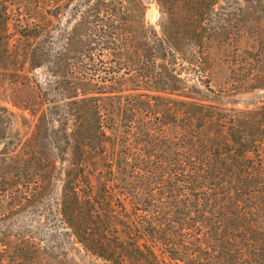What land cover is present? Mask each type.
Instances as JSON below:
<instances>
[{"label": "trees", "instance_id": "1", "mask_svg": "<svg viewBox=\"0 0 264 264\" xmlns=\"http://www.w3.org/2000/svg\"><path fill=\"white\" fill-rule=\"evenodd\" d=\"M11 1L0 0V72L16 75L22 51L30 69L60 79L61 162L71 147L60 193L65 233L104 264H264V104L231 112L213 91L185 95L170 66L187 48L208 64L211 32L201 19L211 1L156 0L167 15L158 37L135 18L140 0L120 12L113 0H81L93 3V17L77 11L84 19L59 29L55 54L49 35L24 47L39 33L23 29L10 49ZM110 39L134 66L127 93L114 78L121 68L102 64ZM47 106L48 122L55 109Z\"/></svg>", "mask_w": 264, "mask_h": 264}, {"label": "rangeland", "instance_id": "2", "mask_svg": "<svg viewBox=\"0 0 264 264\" xmlns=\"http://www.w3.org/2000/svg\"><path fill=\"white\" fill-rule=\"evenodd\" d=\"M113 1L119 12L124 10L125 0ZM140 1L143 11L131 6L139 11L135 18L140 19L146 33L152 27L158 37H164L161 23H167V15L162 7L156 0ZM208 1L212 8L201 19L211 32L204 50L206 67L199 65L189 48L170 57L184 94L192 87L213 91L218 95L215 102L231 112L264 104V0ZM81 4V0H12L9 31L15 35L10 49L17 44L16 31L22 33L23 29L39 33L30 41L22 40L24 47L49 35L57 53L62 44L59 29H72L84 18L93 17V3ZM77 11L85 17L78 18ZM175 37L187 39L182 34ZM105 47L101 53L103 67L121 68L114 78L124 93L131 91L133 86L125 80L134 66L126 60L125 46L110 39ZM85 55L88 63V56H98L94 50ZM18 58L17 64L22 66L16 75L8 70L0 72V264H104L66 234L61 221L60 193L70 167L71 147L61 162L60 138L55 133L64 103L61 87L56 84L60 79L51 72L30 69L22 51ZM73 82V78L69 80ZM47 105L55 109L48 122L40 115ZM72 117L68 116V130L73 127Z\"/></svg>", "mask_w": 264, "mask_h": 264}]
</instances>
